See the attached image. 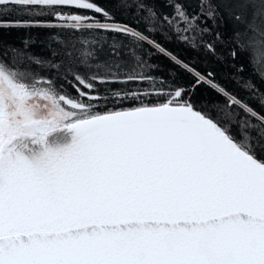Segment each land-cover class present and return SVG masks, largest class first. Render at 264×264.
Masks as SVG:
<instances>
[{"label": "snow or ice", "instance_id": "6c2138e0", "mask_svg": "<svg viewBox=\"0 0 264 264\" xmlns=\"http://www.w3.org/2000/svg\"><path fill=\"white\" fill-rule=\"evenodd\" d=\"M112 3L0 0V264H264V115L155 39L218 60V46H230L256 96L264 0ZM217 20L231 23L230 35ZM14 28L46 31L50 56L28 51L31 35L8 44L2 33ZM101 34L112 38L103 61ZM145 44L192 85L174 70L157 75ZM201 85L225 97L216 115L197 103Z\"/></svg>", "mask_w": 264, "mask_h": 264}, {"label": "trees", "instance_id": "16d2710c", "mask_svg": "<svg viewBox=\"0 0 264 264\" xmlns=\"http://www.w3.org/2000/svg\"><path fill=\"white\" fill-rule=\"evenodd\" d=\"M96 2L102 7H115L114 3H112V0H96ZM197 3L198 0H188V4L191 9H196ZM158 9L163 12L171 11V9L165 8L163 4H159ZM87 14L92 15V13ZM99 18L102 19V17ZM116 19L121 22L129 23L132 27L137 28L141 31L145 30V23L143 21L138 22L139 18H132L124 14H117ZM208 23L211 24L212 22L209 21ZM216 24L219 26L216 30L224 33L226 36L231 34L232 25L230 22H221L217 20ZM145 34L152 35L151 33ZM29 35L37 37V43L33 44L28 51L39 57H49L50 52L45 47L46 37L48 36V33L46 31L39 29L26 30L22 28H14L11 31L2 33V38L5 39L8 44L20 48L22 47V41ZM98 38L100 40V44L96 45L95 47L98 50L97 54L99 56V60L103 61L107 58V53L109 51V45L112 43V38L103 34H101ZM155 39L166 49H168L169 52L176 55L181 60L192 63L193 67H195L200 72H207L209 70L214 71L216 74V80L222 86H224L233 95L249 104L261 115H264V107H261L259 103L260 95L264 94V83L256 80L257 86L260 89V93L256 94V96H253L243 87V82L250 78L251 71L250 69L246 68L243 72H237V68L243 66L244 61L240 57H238L236 60L231 59V57L229 56L230 46H218L217 55L223 57L222 60H218L216 56L206 53L203 48H200L199 50H193L185 44L178 42L174 38H169L165 35L156 33ZM205 39H211V37L206 36ZM144 48L147 49L148 52L153 53V62L163 68V71L158 72L157 75L167 77L168 71L174 70L178 74L181 83L188 86L192 85V83L194 82L193 77L188 75L187 73L181 72L180 69H178L177 66L171 62L169 57L155 54V49L147 44L144 45ZM57 59H59V57H57ZM28 63L29 62L25 57V60L21 67H27ZM233 65H235V67H233ZM31 70L33 72H38L43 76H56V73H54L52 70L40 67L35 64L31 65ZM79 70L84 71L83 68ZM100 71H102V69H100ZM56 82L58 85L64 83L63 79L59 77H57ZM67 91L70 94L72 93L71 88H67ZM195 99L197 100V103L199 105L206 107L207 110H209L213 115H216L218 112V109L215 107V105L226 104V99L223 95H217L216 91L204 85H201L196 90ZM235 110L238 111L239 109ZM241 115L243 116L244 113L241 112ZM252 119L254 120L255 118Z\"/></svg>", "mask_w": 264, "mask_h": 264}]
</instances>
